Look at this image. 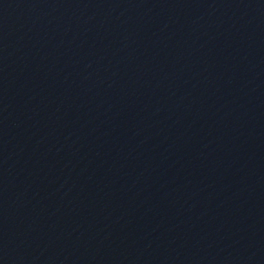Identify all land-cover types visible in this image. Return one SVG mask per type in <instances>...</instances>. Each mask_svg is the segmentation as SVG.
<instances>
[{"label": "water", "instance_id": "water-1", "mask_svg": "<svg viewBox=\"0 0 264 264\" xmlns=\"http://www.w3.org/2000/svg\"><path fill=\"white\" fill-rule=\"evenodd\" d=\"M0 264H264V0H0Z\"/></svg>", "mask_w": 264, "mask_h": 264}]
</instances>
